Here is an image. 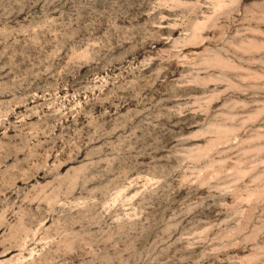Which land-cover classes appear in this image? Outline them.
<instances>
[{
    "label": "rangeland",
    "instance_id": "374dc122",
    "mask_svg": "<svg viewBox=\"0 0 264 264\" xmlns=\"http://www.w3.org/2000/svg\"><path fill=\"white\" fill-rule=\"evenodd\" d=\"M0 264H264V0H0Z\"/></svg>",
    "mask_w": 264,
    "mask_h": 264
}]
</instances>
